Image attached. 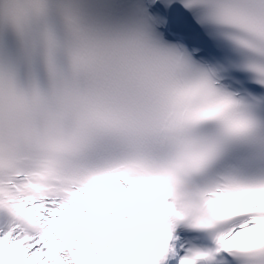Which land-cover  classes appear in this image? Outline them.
Returning <instances> with one entry per match:
<instances>
[{"label": "snow or ice", "instance_id": "snow-or-ice-1", "mask_svg": "<svg viewBox=\"0 0 264 264\" xmlns=\"http://www.w3.org/2000/svg\"><path fill=\"white\" fill-rule=\"evenodd\" d=\"M0 264H264V0H0Z\"/></svg>", "mask_w": 264, "mask_h": 264}]
</instances>
